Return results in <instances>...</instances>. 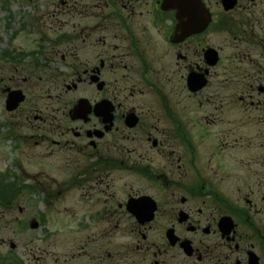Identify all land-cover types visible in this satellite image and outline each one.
Here are the masks:
<instances>
[{
	"label": "flooded vegetation",
	"instance_id": "obj_1",
	"mask_svg": "<svg viewBox=\"0 0 264 264\" xmlns=\"http://www.w3.org/2000/svg\"><path fill=\"white\" fill-rule=\"evenodd\" d=\"M39 6L0 50V264H264V0Z\"/></svg>",
	"mask_w": 264,
	"mask_h": 264
},
{
	"label": "rangeland",
	"instance_id": "obj_2",
	"mask_svg": "<svg viewBox=\"0 0 264 264\" xmlns=\"http://www.w3.org/2000/svg\"><path fill=\"white\" fill-rule=\"evenodd\" d=\"M30 0H0V50L10 46V33L5 30L8 19L11 18L18 27L22 21H26L30 16L40 15L43 7L40 4L47 3L49 0H35L37 4L29 5ZM26 24V23H25ZM15 26V25H14ZM16 29V26H15ZM16 46H29V38L26 35H20L15 42Z\"/></svg>",
	"mask_w": 264,
	"mask_h": 264
}]
</instances>
